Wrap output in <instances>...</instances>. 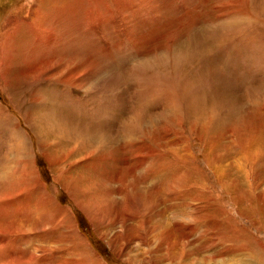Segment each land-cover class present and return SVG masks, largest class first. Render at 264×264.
I'll use <instances>...</instances> for the list:
<instances>
[{"label": "rangeland", "instance_id": "1", "mask_svg": "<svg viewBox=\"0 0 264 264\" xmlns=\"http://www.w3.org/2000/svg\"><path fill=\"white\" fill-rule=\"evenodd\" d=\"M0 264H264V0H0Z\"/></svg>", "mask_w": 264, "mask_h": 264}]
</instances>
